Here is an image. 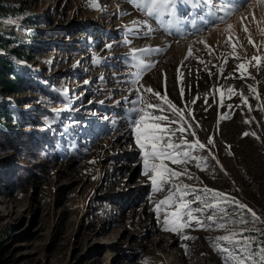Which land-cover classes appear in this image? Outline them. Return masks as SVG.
Here are the masks:
<instances>
[{"label": "rangeland", "instance_id": "374dc122", "mask_svg": "<svg viewBox=\"0 0 264 264\" xmlns=\"http://www.w3.org/2000/svg\"><path fill=\"white\" fill-rule=\"evenodd\" d=\"M94 2L98 8L90 0H3L0 8V34L11 38L9 48L26 51L24 59H12L34 82L30 90L0 91L12 114V132L0 127V231L12 264H224L216 245L228 247L218 237L229 230L243 231L254 241L253 250L264 246V224H253L246 210L231 203L247 205L264 220V70L250 68L255 79L226 78L239 77L235 65L243 61L227 57L231 48L225 43L229 36L233 42L238 38L237 53L243 54V44L250 58L257 54L250 35L264 54L262 0H232L237 11L227 23L212 26L204 25L201 7L191 0H181L175 15H165L167 23L145 15L134 0ZM218 6L215 0L213 11ZM140 49L153 51H137L133 59V50ZM149 59L154 67L142 69L141 61ZM248 85L257 88L259 100ZM229 86L248 96L252 111L239 94L229 99L226 93L221 107L214 90ZM147 87L184 112L192 125L184 133L188 140L207 146L193 153L206 158V170L193 161L187 168L195 179L175 182L201 195L204 187L225 193L229 201L219 204L226 212L217 215L216 224L207 221L211 212L197 214L210 225L204 230L193 224L181 235L164 231L163 206L157 219L155 206L167 188L153 192L143 175L132 126L136 105L129 101L146 99L162 106L163 115L170 111ZM46 146L49 151L41 149ZM240 216L246 225L218 228Z\"/></svg>", "mask_w": 264, "mask_h": 264}, {"label": "snow or ice", "instance_id": "6c2138e0", "mask_svg": "<svg viewBox=\"0 0 264 264\" xmlns=\"http://www.w3.org/2000/svg\"><path fill=\"white\" fill-rule=\"evenodd\" d=\"M134 2L135 6L143 11L145 15L151 16L162 23H167L163 21L162 18L165 15H175L176 5L181 3V0H134ZM184 2H187V0H184ZM191 2L197 7H201L199 18L203 21L204 25L209 26H212L217 22L227 23V19L237 11L238 7L236 4L232 3V0H219V6L215 7V11H213L215 0H191ZM90 6L96 8L99 7L94 0H90ZM217 13H222V15H217ZM245 19H247V17H245ZM253 19H255V17H253ZM228 27L231 29L232 26L228 25ZM243 30L245 33H248L249 31L247 26H244ZM261 31L264 32V29ZM201 43H204L211 51V46L207 45L205 41H201ZM225 43L231 48L227 57H231L237 61H243L235 65V71L240 73L239 77L232 75L226 78H239L242 80L245 78L255 79L249 69L255 68L257 71L264 70V54H261V46L254 43L250 35L248 37V43L256 48L257 51V54L250 58L247 57L243 44H240L243 54L237 53V44L239 43L238 38L236 42H233V38L229 36ZM137 51L141 53H149L153 50H133V59H137ZM156 51L160 50L157 49ZM187 55L190 57L193 55L191 49L188 51ZM227 57L224 59L225 64L228 62ZM200 63L206 62L201 60ZM141 66L142 69H151L154 67L153 64H145L143 61H141ZM220 74L223 76V69H221ZM209 75H211V73H209ZM136 79L139 80L140 76L137 75ZM145 90L157 99L165 100L170 111L169 116L163 115L162 113L165 109L162 106L159 104H153L146 99L143 100V102L139 99L129 101V103L136 105L132 111L137 114V117L132 119V126L135 133V143L142 154L143 175L148 176L150 179L153 192H164L167 188V194L163 199L159 200L155 206L157 219H160L163 206L164 231H170L177 235H181L185 229L192 227L193 224L201 230H204L210 227V225L206 224L205 220L201 219L200 215L197 214H204L206 211L211 212L212 214L207 216V221L211 222V224H216L217 215L226 212L225 209L219 207V204L221 202H229L226 199L225 193L204 187L199 190V192L202 193L201 195L197 194V190L193 186L186 183H177L175 181L182 176L187 177L188 179H195L187 168V165L193 161H196L197 168H200L202 171L206 170V158L194 155L193 153L198 150H205L207 146L198 138L194 141H190L185 137L184 133L190 129L192 125L185 120L184 112L176 107V105L170 100H167L166 95L161 97L159 92H155L150 87H147ZM248 90L256 99H260L256 87L248 85ZM137 91L139 92V89H137ZM214 91L220 93L221 107H223V99L226 93L228 94L229 99H231L232 95L239 94L242 104L247 106L249 111H252V106L248 103V96L242 91L235 89L234 86H229L227 89H215ZM181 94H183V88H181ZM195 99H199V97H196ZM195 99L193 100V103H195ZM228 107L231 109L232 106L229 105ZM262 108H264V105H262ZM226 118L227 117L221 115V119ZM165 121L172 125L179 124L180 127L176 129L167 127L164 125ZM245 122L247 123L250 121L246 120ZM177 131L181 135L174 140L173 137ZM190 134L193 137L196 135L195 132H191ZM243 135L248 136L249 133L246 132ZM252 135L255 136V133H252ZM257 139H259V137H257ZM208 144L214 145V140L210 139ZM212 159L215 160L216 157L212 156ZM167 162L182 167L177 170L170 167ZM217 163H219V161H217ZM221 169H223L222 165ZM190 194L193 197L192 200L186 199ZM193 203L197 204V207L193 208ZM231 203H234L236 208L241 212L246 210L247 213L250 214L253 224H264V220H262L255 211L248 208L247 205L236 203L234 200L231 201ZM235 223L246 225L248 221L245 220L243 216H240L238 221L228 219L224 223H219L218 228L220 230H228V225ZM249 230L259 231L258 229ZM182 238L190 239L186 234L183 235ZM218 240L224 241L226 245H228V247H222L219 244L216 245L217 250L225 256L224 264H264V246H260L256 250H253L251 245L254 241L250 237L245 238L243 231L231 232L229 230L228 235L218 237Z\"/></svg>", "mask_w": 264, "mask_h": 264}, {"label": "trees", "instance_id": "16d2710c", "mask_svg": "<svg viewBox=\"0 0 264 264\" xmlns=\"http://www.w3.org/2000/svg\"><path fill=\"white\" fill-rule=\"evenodd\" d=\"M3 0H0V8ZM11 38H8L5 34H0V49L4 50L5 54H0V91L3 94L9 95L20 91L32 89L34 82L32 77L24 75L22 68L16 67L12 58L22 60L26 57V51L20 52L17 48H9ZM27 49H32L29 46ZM62 99V98H60ZM6 101H0V127L5 132H12L10 127L12 126V114L8 110V106L5 104ZM54 129H58L57 121L52 120ZM63 131V130H58ZM46 139H42V141ZM35 141V140H34ZM47 141V140H46ZM47 145L50 143L47 141ZM43 151H49L48 146L41 148ZM5 233L0 231V264H12V259L8 255V245L5 240Z\"/></svg>", "mask_w": 264, "mask_h": 264}, {"label": "bare ground", "instance_id": "6f19581e", "mask_svg": "<svg viewBox=\"0 0 264 264\" xmlns=\"http://www.w3.org/2000/svg\"><path fill=\"white\" fill-rule=\"evenodd\" d=\"M259 1H261V0H259ZM261 3H263L264 4V0H262V2H260V3H258V4H261ZM262 5V4H261ZM186 33V32H185ZM185 33H183V34H185ZM182 34V33H181Z\"/></svg>", "mask_w": 264, "mask_h": 264}]
</instances>
